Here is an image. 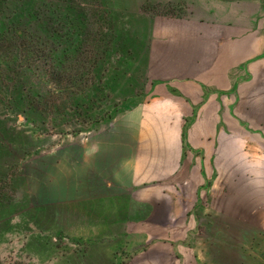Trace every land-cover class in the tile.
<instances>
[{
  "label": "crops",
  "instance_id": "crops-1",
  "mask_svg": "<svg viewBox=\"0 0 264 264\" xmlns=\"http://www.w3.org/2000/svg\"><path fill=\"white\" fill-rule=\"evenodd\" d=\"M169 1L152 22L144 93L64 167L61 230L97 264H178L202 214L235 209L247 146L250 202L264 200V0Z\"/></svg>",
  "mask_w": 264,
  "mask_h": 264
},
{
  "label": "rangeland",
  "instance_id": "rangeland-1",
  "mask_svg": "<svg viewBox=\"0 0 264 264\" xmlns=\"http://www.w3.org/2000/svg\"><path fill=\"white\" fill-rule=\"evenodd\" d=\"M173 2L53 0L48 9L57 18L44 16L46 37L35 26L27 39L31 68L0 72V264H97L96 251L63 232L66 220L57 218L67 205L64 167L92 131L144 93L152 22ZM16 3L38 11L33 0H4L0 15L13 19ZM250 150L241 155L235 209L228 203L219 217L202 214V228L176 244L178 264H187L186 253L194 264H264V200L250 202ZM232 181L226 170L227 189Z\"/></svg>",
  "mask_w": 264,
  "mask_h": 264
},
{
  "label": "trees",
  "instance_id": "trees-1",
  "mask_svg": "<svg viewBox=\"0 0 264 264\" xmlns=\"http://www.w3.org/2000/svg\"><path fill=\"white\" fill-rule=\"evenodd\" d=\"M36 2V8L38 11H31L25 5H18L14 12L13 19L6 18L4 15H0V72H4L12 69V67L20 66V68H31L30 47L28 44V37L33 36V28H36L40 33L46 37V30L43 25V18L48 13L52 17L57 16V10H51L49 3L53 0H33ZM21 2V0H18ZM4 0H0V8L3 7ZM35 6V4H34ZM33 6V8H34ZM29 10V11H28ZM34 10V9H33ZM33 13L36 15L33 16ZM57 18V17H56ZM34 22L32 25L27 20ZM30 26V28H29ZM55 35V34H54ZM13 53H19L10 56ZM22 59H25V63H19Z\"/></svg>",
  "mask_w": 264,
  "mask_h": 264
}]
</instances>
